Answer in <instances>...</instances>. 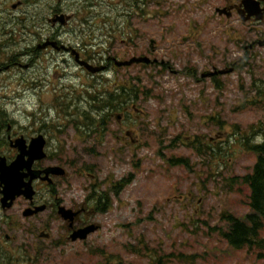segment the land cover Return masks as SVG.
Segmentation results:
<instances>
[{
  "label": "rangeland",
  "instance_id": "obj_1",
  "mask_svg": "<svg viewBox=\"0 0 264 264\" xmlns=\"http://www.w3.org/2000/svg\"><path fill=\"white\" fill-rule=\"evenodd\" d=\"M219 6V0H142L133 45L123 46L129 37L115 35L113 53L124 59L137 51L157 61L116 75L138 77L148 94L140 92L137 101L128 102L131 107L114 112L100 133L86 135L80 127L81 137L70 125L93 111L84 89L97 86L85 73L73 78L78 110L71 116L63 110L62 134L49 147V152L62 147L68 181L60 192L80 205L95 185L108 194L109 208L93 216L99 231L76 243L59 242L62 221L50 212L31 219L34 227L49 224V239L15 231V251H29L21 257L15 252V264H264V226L261 248L234 249L221 234L226 214L243 218L249 212L250 191L238 177L251 171L255 156L240 148L238 138L252 127L264 128V48H250L258 34L246 25L226 26L218 19ZM229 26L235 27L233 35L224 30ZM104 40L98 33L93 51ZM213 69L232 72L217 82L201 77ZM12 91L10 86L9 96ZM41 101L50 99L31 98L33 104ZM18 105L22 114L23 101ZM196 139L201 147L189 143ZM178 158L187 159V166L171 162ZM80 169L82 177L74 174ZM121 181H127L121 192H111Z\"/></svg>",
  "mask_w": 264,
  "mask_h": 264
},
{
  "label": "flooded vegetation",
  "instance_id": "obj_2",
  "mask_svg": "<svg viewBox=\"0 0 264 264\" xmlns=\"http://www.w3.org/2000/svg\"><path fill=\"white\" fill-rule=\"evenodd\" d=\"M219 2L220 6L215 9L218 19L226 26L234 23V26L246 25L251 33H257L253 47L264 43V0H250L253 9L261 11L262 17L258 21L255 16H249V11L253 9L248 11L242 0ZM8 3L9 7H6ZM141 3L142 0H0V161L4 168L10 166L21 153L18 146L24 147V152L28 151L32 140L40 136L44 140L45 154L32 167L40 173L32 183L36 192L33 200L21 196L11 204L3 202L4 186L0 181V264H15V231H24L26 235L38 239H49V224L35 227L31 224V219L43 213L50 212L52 219L56 217L62 221L63 233L59 242L70 240L75 230L94 223L96 207H89V196L85 202L77 205L61 194V186L68 178L51 175L52 182L43 180L48 167H62L59 152H49V147L62 134L63 110L67 111V115H70L71 110H78L74 104V99H77L73 78L78 79L80 73H85L93 79V83L95 80L107 79L110 74L117 73L116 69H120L114 60H126L142 54L136 51L120 59L113 53L118 43L115 35L129 37L122 40L123 46H126L125 43L133 45L131 37L138 33L137 27L144 13ZM75 4L83 6V11L77 9ZM234 28L229 26L224 30H229L230 35H233ZM98 33L105 37L103 43L108 48L103 49L101 43L97 45L98 51H93ZM86 66L102 70L89 73ZM73 71L76 73L73 74ZM63 81L68 86L63 87ZM10 86L13 89L12 96L8 93ZM89 87L84 91L86 95L94 91V86L91 89ZM67 95L72 97V102L64 106L63 99ZM32 96L48 97L50 101L33 104ZM19 100L23 101L22 114ZM33 107L34 110L30 111ZM55 115L57 118H54ZM25 159L28 157L25 156ZM47 162L50 164L47 165ZM18 174L24 184L29 183L31 176L27 169H20ZM47 196H50V200ZM39 206L45 207L34 213ZM59 206L74 214L72 223L61 217ZM98 227L97 231L101 228ZM29 244L31 247L35 245L32 241ZM20 252L19 257L22 252L25 256L29 253L27 250Z\"/></svg>",
  "mask_w": 264,
  "mask_h": 264
},
{
  "label": "trees",
  "instance_id": "obj_3",
  "mask_svg": "<svg viewBox=\"0 0 264 264\" xmlns=\"http://www.w3.org/2000/svg\"><path fill=\"white\" fill-rule=\"evenodd\" d=\"M218 78H213V81L217 82ZM97 83L99 84L95 87L94 93L89 94L94 104L93 111L91 113H83V121L75 124L77 128H87L88 131L94 133H98L99 129L103 128L105 120L107 124L108 119L113 116L114 112L121 111L128 102L137 101L140 92L143 95L148 94L145 88L140 87L138 80L134 79L129 81L111 80L110 82L102 79ZM258 91L260 90L258 89ZM96 111L98 112L97 114L95 113ZM256 129L257 131L252 127L249 130H245L238 138L240 148L254 155L255 162L250 172L238 177L240 184L247 186L250 191L248 196L249 212L243 218L230 214L224 216L226 229L221 234L228 245L234 249L261 248L263 246L261 233L264 226V128L257 126ZM255 132H259L258 138L253 140L251 139V133L254 134ZM189 143L195 148L197 144H199V147L203 145L198 139ZM225 146L222 144V149H225ZM206 148L208 149L209 147L206 145ZM172 161L178 165L187 166V159L185 158L172 159ZM126 182L121 181L111 185L110 191L118 195V192L123 189ZM95 199V205L97 204L96 212H106L109 208L108 194L100 193Z\"/></svg>",
  "mask_w": 264,
  "mask_h": 264
},
{
  "label": "water",
  "instance_id": "obj_4",
  "mask_svg": "<svg viewBox=\"0 0 264 264\" xmlns=\"http://www.w3.org/2000/svg\"><path fill=\"white\" fill-rule=\"evenodd\" d=\"M243 4L245 5L246 9H253L254 5L250 2V0H244ZM249 15H256V19L259 20L261 18V13L258 10V8L253 9L252 11L249 12ZM154 42H152V47H153ZM260 45H264V43H260ZM115 64L117 67H124V66H131L134 63H145L149 64L152 61L148 57H141V58H133L129 61H117L114 60ZM154 63L156 61H153ZM86 65V64H85ZM87 69L90 72L97 73L101 71L102 69L99 68H90L86 66ZM232 69L229 70H217L214 69L213 71L204 73L202 75V78H211L213 76L217 75H225L227 73H231ZM21 153L17 157V159L8 167L4 168L3 164L0 161V181L3 183V201H10L12 202L17 196H20L24 194L28 199H32L34 196V191L32 187V181L33 179L37 178L40 173L33 171L32 166L35 161L41 160L44 158V140L43 138L37 137L32 140L29 150L24 152V147L18 146ZM25 156L28 157V159H25ZM27 169L29 171V174L31 176V179L28 184H24L22 182L21 176L18 174V171L20 169ZM46 177L43 180L49 179V175H63L64 171L62 168L59 167H50L47 168L45 171ZM42 208L37 209L38 211L43 210ZM59 214L62 215L64 219H68L70 222L73 220V216L70 211L65 210L64 208L59 209ZM96 230V226L94 225H89L86 228L76 230L72 233L71 235V240L77 241V240H85L88 235L93 233Z\"/></svg>",
  "mask_w": 264,
  "mask_h": 264
},
{
  "label": "bare ground",
  "instance_id": "obj_5",
  "mask_svg": "<svg viewBox=\"0 0 264 264\" xmlns=\"http://www.w3.org/2000/svg\"><path fill=\"white\" fill-rule=\"evenodd\" d=\"M64 106H66L67 104L64 102V104H63Z\"/></svg>",
  "mask_w": 264,
  "mask_h": 264
}]
</instances>
